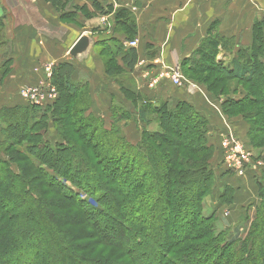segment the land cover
<instances>
[{"label":"trees","instance_id":"trees-1","mask_svg":"<svg viewBox=\"0 0 264 264\" xmlns=\"http://www.w3.org/2000/svg\"><path fill=\"white\" fill-rule=\"evenodd\" d=\"M47 1L55 8L68 3ZM122 15L119 12L118 18ZM68 16L73 19L76 13ZM214 30L211 27L191 57L182 60L181 71L184 77L202 78L200 82L212 93L216 92L213 86L224 83L242 85L243 95L227 96L223 110L231 117L235 110L246 112L240 116L249 122L250 136L264 138V19L253 25L251 44H239L230 61L218 60L221 52L230 49V40L219 32L214 35ZM2 44L7 51L0 61L6 65L10 43ZM116 49L121 51L122 46ZM138 58L136 49L125 52V67L107 63V75L132 72ZM7 68L8 64L3 75ZM75 73L69 63L54 66L53 82L65 81L69 95L74 96L84 87L72 81ZM249 85L251 89H245ZM123 92L132 107L139 105L134 108L147 126L152 124L150 115L158 117V128L143 130L137 144L130 143L119 129L128 111H116L113 126L107 130L101 118L86 116V103L83 108L81 103L77 118H65L58 108L61 95L50 106L1 110L6 128L14 133L9 136L11 144L0 153V264H20L15 255L31 249L33 237L41 233L45 238L33 248L29 264H264V201L240 241L229 238L228 228L218 230V209L206 213L216 179L209 119L185 101L169 106L152 103L131 88ZM250 108L254 109L248 112ZM17 123L23 128H13ZM53 130L60 133L62 142L45 139ZM23 143V153L11 151ZM258 147L263 146L259 143ZM13 162H19V172ZM96 172L103 177L93 179ZM105 180L114 187L109 191L110 203L103 201L109 195ZM234 195V189L225 187L219 207L232 205ZM31 221L39 227L24 231ZM86 226L90 234L84 231ZM159 238L161 242L152 246ZM88 240L91 243L84 244ZM100 245L106 255L92 250Z\"/></svg>","mask_w":264,"mask_h":264},{"label":"rangeland","instance_id":"rangeland-1","mask_svg":"<svg viewBox=\"0 0 264 264\" xmlns=\"http://www.w3.org/2000/svg\"><path fill=\"white\" fill-rule=\"evenodd\" d=\"M40 1V0H39ZM255 1V16L257 17V20L264 19V0H254ZM0 23H1V29H0V57L2 54L6 53V46L2 47L5 42V39L7 40L8 35H11L10 32L12 31V26L7 25V10L4 6L10 9L11 16L13 17V30L16 32V38L18 41L17 44V54L20 58L19 60H22L23 64L27 61V54H31L32 56H36L35 50H34V37L36 36V40L39 42L42 37V30L45 31L46 35L50 38L53 37L58 39V41L54 40L48 41L47 46L51 48L52 53L57 56V58L60 60L62 59V55L65 53L64 56L65 59L63 61L70 62L73 64L74 67H76V74L73 76L72 81L79 86H84L83 90H79L77 94L74 96L69 95V89L67 88V84L65 81H62L59 84H55L53 82L54 75L52 74L50 78V82L52 83V88L55 96H57L56 99H52L50 101H46L45 104H41V107H46L54 104L59 98L60 95L62 96V100L60 102V105L58 108H60L61 111L65 113V118H68L69 116H74L77 118L80 108L85 105L87 106L86 109V116L88 115H95L96 117H99L103 120V123H105V129H111L113 126V119L114 115L116 114V111L121 113V111H128V116L123 117L122 120L119 123V129L121 130V135L126 137V139L130 143H136L139 142L142 138L141 134L142 131L146 129V123L141 121L139 119L137 110L135 108L139 109V105H135L132 107L129 104V99L127 98L126 94L123 92V90H127L128 88H133V81L132 77L129 75V73H120V75L113 77L116 83H113V81L110 79H107L102 73V68L100 67V73L97 71H91V67H88V64L86 68H83V64L87 63L92 56V53L89 57L84 58L83 60H74L70 57L68 51L71 48L72 45V39H75V33L74 31L69 27L73 26L72 21L73 19L68 16L69 13H72V11L77 10L75 7L74 0H68V3L66 5H63L65 7H62V5L59 8H55L52 4H44L43 0L40 2H30L29 0H0ZM3 8L4 11H1ZM66 10V11H65ZM64 11V13H62ZM5 15V16H4ZM49 15V17H48ZM55 17H58L57 20H55ZM251 18V13H250ZM31 23V25H29ZM255 24V23H254ZM78 26V24L76 25ZM91 28V27H90ZM76 32H79V28L74 29ZM90 30V29H88ZM216 30H214V35L217 33ZM39 36V37H37ZM237 36V35H236ZM32 37V38H31ZM73 37V38H72ZM230 42L229 47L230 49L226 51L227 55L232 54L234 48L239 49L238 47H235V39L236 38H230L226 36ZM238 39V37H237ZM47 40V39H46ZM8 41V40H7ZM12 46L14 42L8 41ZM58 43V47H56V43ZM49 43V44H48ZM54 45V46H53ZM42 47H45V42H43ZM47 47V48H48ZM5 48V49H4ZM235 51V50H234ZM225 53V52H223ZM9 54V53H8ZM102 54V53H101ZM61 55V56H60ZM103 55V54H102ZM222 57V54L220 53L217 58ZM44 58L42 57H34L33 63H30L29 65L34 66L35 68V85L25 86L22 87L17 93H19L20 97L23 99L22 105H31L26 100L25 97H23V92L31 89V88H38V87H44L47 80V75L45 73L46 67L52 66L51 68L54 69L53 65L57 66L58 63H53L51 60L49 62L43 61ZM230 61V59H228ZM62 61V62H63ZM104 61L106 62L105 70L107 73V69L109 66H107V63H113L119 67V65L116 63V61L110 57V55L104 56ZM61 62V61H60ZM59 62V63H60ZM112 64V65H113ZM177 67V65H175ZM182 73V71H181ZM183 75V73H182ZM184 77V75H183ZM185 82L190 86H195L196 88L200 87L204 91H206L204 96H202L203 101L206 99L208 103L212 106V109L216 111L218 114L219 119L221 120V127H218L219 129L215 131L218 135L220 146L216 147V142L211 139V131L210 126L208 127V139L209 144L214 147V149L219 151L216 155V151L214 153L213 158L211 160V164L214 170V174L216 175L217 170L221 168V164L223 168L226 170L223 175L219 176L217 175L215 179V185L213 188V193L210 196V198L207 199V209L206 213L209 215L211 211L213 212L214 209H218V218L219 221L217 222L216 226L218 230H224L225 228H228L232 233L231 237H229L233 241H240L242 240L248 232V229L251 225V223L254 221V216L256 213V209L263 203L264 201V143L263 137H259L258 139L255 138V140L250 136V129H249V122L245 121L240 115L245 114L244 111H238L235 110L232 113V116H229L224 110H223V101L227 98V96L230 97H237L243 95V86L238 84L236 81L231 82L230 84L224 83L217 87H212L213 90H216V92H211L207 89V86L202 84L199 78L194 77H184ZM81 83V84H80ZM45 88V87H44ZM245 89L250 90L251 85L248 86V88ZM197 90V89H196ZM202 90V91H203ZM16 93V92H15ZM132 96V94H130ZM205 97V98H204ZM126 100L128 102H126ZM82 103V105H81ZM84 103V104H83ZM19 105V106H22ZM81 105V106H80ZM220 105V106H219ZM131 106L132 108H130ZM85 108V107H84ZM122 108V110H121ZM5 109V108H3ZM254 108H250L248 112L253 111ZM2 109H0V153L4 154V151L9 144H11V139L9 136H11V133H14L13 130L10 128H6L5 126V119H4V112H1ZM130 110H132L130 112ZM152 123L156 124L157 127H152V129L158 128V117L157 115H150ZM238 120H241L247 125V128L242 129L238 123ZM254 121V120H253ZM17 122V121H15ZM112 122V123H110ZM216 123V121H215ZM248 123V124H247ZM210 125V124H209ZM8 126V124H7ZM14 126V125H13ZM53 127V125L51 124ZM153 126V125H152ZM184 125H182L183 127ZM19 130L20 128H23L20 123H17L16 126L13 128H16ZM181 127V128H182ZM151 129V130H152ZM52 130V129H51ZM54 131V132H53ZM51 132H48L46 134L45 139L49 142H62L59 138L60 133L55 132L53 130ZM250 133V134H249ZM14 135V134H13ZM141 137V138H140ZM140 139V140H139ZM261 144L263 147H258V144ZM14 144V143H12ZM16 144V143H15ZM79 145V144H78ZM222 147V148H221ZM24 148H26L25 144L23 143L22 146H14L12 148L15 152L23 153ZM241 149L240 151L245 154V156L249 160V167L246 172H244L242 175L232 173L227 170V166L225 163L226 157L228 156L229 150L231 149ZM10 156V155H9ZM23 157L22 155H20ZM14 163V162H13ZM19 162L16 164H13V168L16 172H19V167L17 166ZM218 165V168L217 166ZM85 168V166H84ZM83 168V169H84ZM86 169V168H85ZM83 170L85 172H89L87 170ZM221 173L220 171H218ZM37 173V172H36ZM93 176V179L97 180L99 177H103V175H100V172H96ZM33 175V174H32ZM225 178V179H224ZM222 179H224L228 183H224V185H221ZM1 180V177H0ZM104 188L107 190V193L109 194L107 199H104L103 201L105 203H110V200H112L111 193L109 192L111 189H113V185L109 183L108 181H104ZM69 187L70 183H67ZM233 187L232 189L236 190L234 195V201L232 205H225L222 207H219L218 204V198L221 196V193L223 192V189L225 187ZM76 193L79 191L77 189L72 188ZM92 196V195H90ZM82 197L86 198V194H82ZM95 199V196H92ZM89 200V198H88ZM58 203L60 204V200H58ZM1 211V210H0ZM1 213V212H0ZM44 221H47L48 219L45 217V214L43 215ZM164 222V221H163ZM40 224L37 225V222L31 221L30 224H28L24 231L27 229L36 230V228L39 227ZM38 226V227H37ZM87 229H84L87 233H91V229H89L86 226ZM160 232V230H159ZM45 236L43 233L38 234L37 236L33 237L31 249L23 252L20 251L18 255H15V259L19 261L20 264H29L32 263L33 255H35L33 248L36 247V244L41 240L44 239ZM94 240V239H92ZM161 242V239H156L155 242H151L152 246H155ZM88 243V244H87ZM91 243V240H88L84 244L89 245ZM93 243V242H92ZM82 244V245H84ZM92 250L97 251V254L106 255L107 251L105 250V247L100 246H92ZM54 264V263H53ZM59 264V263H56Z\"/></svg>","mask_w":264,"mask_h":264},{"label":"crops","instance_id":"crops-1","mask_svg":"<svg viewBox=\"0 0 264 264\" xmlns=\"http://www.w3.org/2000/svg\"><path fill=\"white\" fill-rule=\"evenodd\" d=\"M29 1L32 3L41 0ZM74 2L75 7L83 11H72L74 14L76 13V17L73 18V26L69 27L74 31L76 37L74 40L72 39L71 47L81 35H88L95 39V44L91 50L93 52L91 59L83 64V68H86L88 64L91 71L100 73L101 67L105 77L107 76V79L113 81L114 78L107 75L105 65H102V63L106 64L104 56L110 55L117 61L118 65L125 67L122 62L124 53L136 49L139 60L134 70L129 73L133 81L131 90L138 91L152 103L163 104L167 102L169 106H176L179 102L185 101L194 106L202 116L209 119L211 139L216 142V147L220 146L215 131L219 129L218 127L222 129L221 120L208 101L206 99L203 101L202 96L206 91L187 83L177 88L166 76L161 77L156 86L151 87L150 83L154 78L158 79L162 76L164 70L175 65L181 67L182 60L190 58L204 39L209 36L207 32L211 27L223 36L236 38V48L239 44L242 46L250 45L253 37L252 28L257 21L254 0H74ZM43 3L51 4L47 0H43ZM4 7L8 12L6 16L4 15L7 17V25L12 26L11 35H8L7 40L14 43L13 46L10 44L8 63H6V65L8 64L6 69L8 72L5 75L3 73L6 65L0 61V109L23 104V99L17 91L22 87L35 85V68L29 65L33 63L34 57H45L43 61L49 62L51 60L58 65L71 64L63 61L65 53L60 60L56 55L48 53L52 51L46 42L58 41V39L50 38L43 30L42 37L44 38L40 42L36 40V36L34 37L33 45L34 50L36 49V56H32V52L27 54V61L23 64L17 54L18 41L16 32L13 30L15 27L12 25V23L14 24L13 17L10 9ZM1 11H4L3 8ZM119 12L123 13L120 18H118ZM57 19L58 17H55V20ZM77 24L78 26H76ZM76 28H79V32L74 30ZM7 40L5 39L6 42H8ZM133 40L137 41L138 45L129 48L127 43L133 42ZM43 42H45L44 48L42 47ZM58 43H56V47H58ZM119 45L122 46L121 51L116 49V46ZM234 50L230 55L221 52L222 57L219 59L229 61L228 59H231L234 52L237 51L235 48ZM116 81L119 80H114L113 83ZM126 102L128 101L126 100ZM238 123L242 129L247 128V125L241 120H238ZM152 127L155 128L157 125L152 123L151 126H147L146 124L148 130H151ZM215 151L216 155L219 151L217 149ZM213 159H216V156ZM216 166L218 168V165ZM216 170V177L218 174H220L219 176L223 175L226 171L222 164L221 168ZM224 179H222L221 185L228 183Z\"/></svg>","mask_w":264,"mask_h":264},{"label":"built area","instance_id":"built-area-1","mask_svg":"<svg viewBox=\"0 0 264 264\" xmlns=\"http://www.w3.org/2000/svg\"><path fill=\"white\" fill-rule=\"evenodd\" d=\"M138 42L134 41L127 43V46L129 48H134L137 47ZM52 66L46 67L44 70L46 75H47V80L45 81V88L44 87H38V88H31L23 92V97L26 98L28 102H30L33 105H41L45 104L46 101H50L52 99H56L57 96H55L52 88V83L50 82V78L53 74V69L51 68ZM168 70V71H167ZM164 70V73L161 74L158 79H153L150 83V86H156L159 84V80L161 77L166 76L171 79V82L173 83L174 86L182 87L186 82L185 78L183 77L181 73V68L179 65L177 67H170V69ZM241 149H230L228 156L226 157L225 163H226V168L230 172H234L236 174L242 175L244 172L247 171L248 165H249V160L243 154Z\"/></svg>","mask_w":264,"mask_h":264},{"label":"water","instance_id":"water-1","mask_svg":"<svg viewBox=\"0 0 264 264\" xmlns=\"http://www.w3.org/2000/svg\"><path fill=\"white\" fill-rule=\"evenodd\" d=\"M95 39L88 35H81L76 43L70 48L69 54L75 60H83L91 54Z\"/></svg>","mask_w":264,"mask_h":264}]
</instances>
